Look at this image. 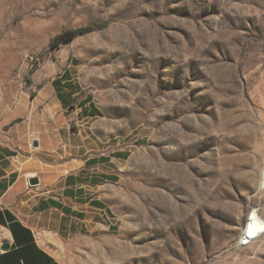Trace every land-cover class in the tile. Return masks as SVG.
Masks as SVG:
<instances>
[{"label":"rangeland","instance_id":"374dc122","mask_svg":"<svg viewBox=\"0 0 264 264\" xmlns=\"http://www.w3.org/2000/svg\"><path fill=\"white\" fill-rule=\"evenodd\" d=\"M0 76L33 176L110 158L111 226L52 244L65 264H264V232L241 244L264 221V0H0Z\"/></svg>","mask_w":264,"mask_h":264},{"label":"crops","instance_id":"0c3cea01","mask_svg":"<svg viewBox=\"0 0 264 264\" xmlns=\"http://www.w3.org/2000/svg\"><path fill=\"white\" fill-rule=\"evenodd\" d=\"M19 100V92H4L0 76V264H28L26 253L30 248L26 242L17 241L11 221L19 222L31 232L33 264H51L46 256L56 264H65L52 244L62 245L85 230H97L101 218L104 228L111 226L112 215L98 192L100 184L112 181V176L97 169L110 158L88 157L76 170L59 176H40L37 185H30L28 179L37 165L21 152L20 149H26L20 146V140L26 142L31 136L34 119L28 101L26 128L21 130L15 125ZM111 156L123 158L121 153ZM4 244L8 247L4 248Z\"/></svg>","mask_w":264,"mask_h":264},{"label":"trees","instance_id":"16d2710c","mask_svg":"<svg viewBox=\"0 0 264 264\" xmlns=\"http://www.w3.org/2000/svg\"><path fill=\"white\" fill-rule=\"evenodd\" d=\"M102 26H98L94 23L91 24H87L84 26H80L77 28H73V29H66L61 31L60 33L56 34L50 41L49 46L50 47H55L58 46L61 43H65L68 41L73 40L74 38H76L79 35H84L87 34L89 32H92L93 30H96L98 28H101ZM68 73L67 70H65L63 72L62 75H66ZM70 79L68 77H65V80L63 81L66 84V90L67 92H69L70 89H72V85L69 82ZM53 86L55 88L56 91V95L58 97V99L61 101V103H65L66 102V95L63 93V89H62V84L61 80L59 77H56L55 79H53L52 81ZM87 99V97H86ZM89 101V100H88ZM89 105L91 106L90 102ZM91 108L88 109L86 112L87 114L90 113ZM105 157H101V159H104ZM10 227L13 231L14 236L17 238V241L19 242H26L27 244V248H30V250L27 251V257H28V264H33V256H30L31 253V247H33V240H32V236H31V232L29 231V229H27L26 227H24L22 224H20L19 222L16 221H11L10 222ZM46 259L48 262H50L51 264H56L55 262L52 261V259L49 256H46Z\"/></svg>","mask_w":264,"mask_h":264},{"label":"bare ground","instance_id":"6f19581e","mask_svg":"<svg viewBox=\"0 0 264 264\" xmlns=\"http://www.w3.org/2000/svg\"><path fill=\"white\" fill-rule=\"evenodd\" d=\"M260 183L261 185L264 184V171ZM263 232H264V221L260 219L258 214H256L255 212H251L247 224L245 226L244 234L241 239V241L244 242L243 243L241 242V244H248L251 239L260 236V234Z\"/></svg>","mask_w":264,"mask_h":264},{"label":"water","instance_id":"95a60500","mask_svg":"<svg viewBox=\"0 0 264 264\" xmlns=\"http://www.w3.org/2000/svg\"><path fill=\"white\" fill-rule=\"evenodd\" d=\"M33 145L34 146H37V141L36 140L33 141ZM28 183L30 185H32V186L37 185L39 183V178L36 175L35 176H31L28 179ZM3 247L4 248H7L8 247V244H4Z\"/></svg>","mask_w":264,"mask_h":264}]
</instances>
